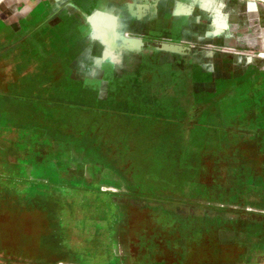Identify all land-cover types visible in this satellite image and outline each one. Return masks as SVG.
I'll list each match as a JSON object with an SVG mask.
<instances>
[{
	"label": "rangeland",
	"instance_id": "1",
	"mask_svg": "<svg viewBox=\"0 0 264 264\" xmlns=\"http://www.w3.org/2000/svg\"><path fill=\"white\" fill-rule=\"evenodd\" d=\"M0 264H264V0H0Z\"/></svg>",
	"mask_w": 264,
	"mask_h": 264
}]
</instances>
